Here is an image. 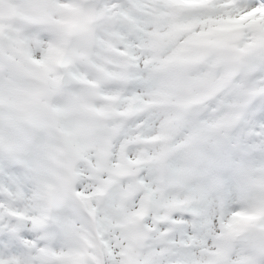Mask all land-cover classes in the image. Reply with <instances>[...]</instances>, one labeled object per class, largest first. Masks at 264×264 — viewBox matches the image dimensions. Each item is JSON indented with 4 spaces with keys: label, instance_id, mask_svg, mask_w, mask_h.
<instances>
[{
    "label": "clouds",
    "instance_id": "obj_1",
    "mask_svg": "<svg viewBox=\"0 0 264 264\" xmlns=\"http://www.w3.org/2000/svg\"><path fill=\"white\" fill-rule=\"evenodd\" d=\"M0 264H264V5L0 0Z\"/></svg>",
    "mask_w": 264,
    "mask_h": 264
},
{
    "label": "snow or ice",
    "instance_id": "obj_2",
    "mask_svg": "<svg viewBox=\"0 0 264 264\" xmlns=\"http://www.w3.org/2000/svg\"><path fill=\"white\" fill-rule=\"evenodd\" d=\"M113 2H117V0H113ZM238 6L240 8L246 7H258L259 5H264V0H249L248 3H245V0H237Z\"/></svg>",
    "mask_w": 264,
    "mask_h": 264
}]
</instances>
